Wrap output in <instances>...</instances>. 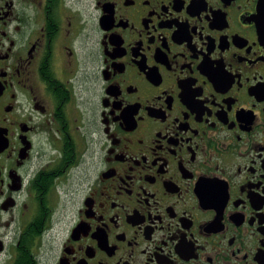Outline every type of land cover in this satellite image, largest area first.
Returning a JSON list of instances; mask_svg holds the SVG:
<instances>
[{
    "label": "flooded vegetation",
    "instance_id": "af4514ba",
    "mask_svg": "<svg viewBox=\"0 0 264 264\" xmlns=\"http://www.w3.org/2000/svg\"><path fill=\"white\" fill-rule=\"evenodd\" d=\"M258 0H0V264H264Z\"/></svg>",
    "mask_w": 264,
    "mask_h": 264
},
{
    "label": "water",
    "instance_id": "95a60500",
    "mask_svg": "<svg viewBox=\"0 0 264 264\" xmlns=\"http://www.w3.org/2000/svg\"><path fill=\"white\" fill-rule=\"evenodd\" d=\"M257 11L259 16V24L260 34L264 40V0H258Z\"/></svg>",
    "mask_w": 264,
    "mask_h": 264
}]
</instances>
